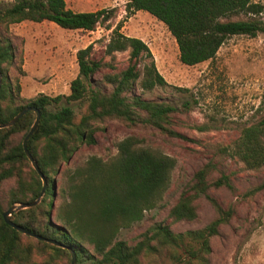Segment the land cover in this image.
I'll list each match as a JSON object with an SVG mask.
<instances>
[{"label":"trees","instance_id":"trees-1","mask_svg":"<svg viewBox=\"0 0 264 264\" xmlns=\"http://www.w3.org/2000/svg\"><path fill=\"white\" fill-rule=\"evenodd\" d=\"M123 9L124 18L143 10L160 21L174 39L179 62L185 65L212 59L231 35L254 36L264 32V18L258 17L264 7L255 0H126ZM114 16V6L72 10L64 0H11L0 6V26L4 28L24 20H45L63 29L91 31L95 25L107 23ZM119 25L117 22L111 28L104 53L111 55L127 50L128 63L123 68L101 73L100 79L94 80L93 74L104 63L91 58L92 44L88 43L75 52L77 73L68 83L67 94L40 93L27 102L18 99L22 51L8 35L0 33V123L24 107L38 110L37 124L25 146L46 180L39 201L12 212L9 219L26 231L69 246L75 255L74 264H140L142 259L160 254L173 264H207L209 240L230 216V208H222L207 190L220 186L233 189L226 174L219 172L211 177L213 164L210 162L193 172L190 190L179 194L167 212L172 221L193 219L196 216L194 200L203 195L214 211L207 223L174 232L158 221L140 232L133 244L115 239L119 229L139 221L145 210L157 205L174 165L172 157L139 146L134 136L121 138L111 159L90 155L81 165L69 169L63 199L55 212L58 222L50 218L54 195L52 177L60 162L79 145L95 142L93 133L98 122L115 118L128 126L153 127L168 137L181 136L170 126V116L176 109L173 105L142 98L135 92L136 84L141 90H150L164 85L165 81L156 70L145 42L121 33ZM140 57L148 61L138 70ZM83 97L86 109L77 121L73 120V111L68 105L49 109L62 98L68 103ZM261 102L264 103V93ZM33 119L34 112L26 111L12 125L0 128V264H58L32 260V247L47 248L69 260L66 249L23 234L4 223L1 217L9 205L31 201L39 193L40 179L21 147ZM263 135L264 114L241 128L231 153L249 168L261 166L264 164ZM8 181L12 185L4 190L3 185ZM258 185H264V175ZM26 240L30 242L26 244ZM85 243L91 245V250Z\"/></svg>","mask_w":264,"mask_h":264},{"label":"rangeland","instance_id":"rangeland-1","mask_svg":"<svg viewBox=\"0 0 264 264\" xmlns=\"http://www.w3.org/2000/svg\"><path fill=\"white\" fill-rule=\"evenodd\" d=\"M10 1L0 0V6ZM124 1L64 0L73 10L115 7V16L107 23L95 25L91 31L63 29L45 20H24L6 28L0 26V33L8 35L22 51L19 102H27L40 93L48 96L67 94L68 83L77 73L75 52L88 43L92 44L91 58L104 63L93 74L94 80L100 79L101 73L123 68L128 63L127 50L115 51L111 55L104 53L111 28L120 22L118 30L121 33L145 42L156 70L165 81L164 85L150 90H141L136 84L135 92L142 98L163 100L176 108L170 116V126L181 136L168 137L153 127L128 126L115 118L98 122L93 133L95 142L79 145L65 161L60 162L52 177L51 220L58 222L55 212L63 199L67 171L81 165L90 155L102 160L111 159L116 153V143L130 135L138 139L139 146L172 157L174 165L157 205L145 210L139 221L119 229L115 239L133 244L140 232L158 221L167 224L174 232L207 223L214 211L203 195L194 200L196 216L193 219L172 221L167 212L179 194L190 190L193 172L210 162L213 164L211 177L219 172L226 174L233 189L220 186L207 190L222 208H230L229 219L209 240L207 264H264V185H258L264 175V164L249 168L231 153L233 141L241 128L264 114V103L261 102L264 93V32H257L254 36L231 35L218 47L212 59L185 65L179 62L176 44L165 26L143 10L124 18ZM255 1L264 7V0ZM258 17L264 18V10ZM147 61L148 58H138L137 69L141 70ZM105 88L108 90L109 86ZM59 105L70 106L73 120L77 121L85 112L86 99L65 103L62 98L49 109ZM10 185L11 181L4 183L3 189ZM84 245L91 250L90 244ZM30 257L34 261L58 264H69L70 261V257L68 260L47 248L38 250L32 247ZM140 264L173 263L160 254L142 259Z\"/></svg>","mask_w":264,"mask_h":264},{"label":"water","instance_id":"water-1","mask_svg":"<svg viewBox=\"0 0 264 264\" xmlns=\"http://www.w3.org/2000/svg\"><path fill=\"white\" fill-rule=\"evenodd\" d=\"M26 111L34 112V119H33L32 123H31L29 129L27 130V132L25 133V135L23 136V138L21 140V147H22V150H23L26 158L28 159L31 167L33 168V170L35 171V173L39 177L40 182H41V186H40L39 193L36 196V198H34L33 200L28 201V202H20V203H14V204L9 205L2 212L1 217H2V220H3L4 223H6L11 228H13V229H15V230H17V231H19V232H21L23 234L29 235V236L34 237L36 239H40V240L46 241V242H48L50 244H53V245H56V246H59L61 248L66 249L68 254H69V257H70L69 264H74L75 255H74L73 250L69 246L60 244L57 241H54L52 239H47V238L41 237V236H39L37 234L31 233L29 231H26L22 227H20L19 225H17L16 223L12 222L9 219V215L12 212H14V211H16L18 209L26 208V207H29V206H32V205L36 204L39 201V199L41 198V196H42V194L44 192V189H45V185H46V180H45L43 174L39 171L35 161L31 158V156L29 155V153H28V151L26 149V146H25L26 139L28 138L29 134L32 132V130L35 128V126L37 124V121H38V118H39L38 110L36 108L32 107V106L24 107V108L20 109L18 112H16L9 120H7V121H5L3 123H0V128L12 125L18 119V117H20Z\"/></svg>","mask_w":264,"mask_h":264},{"label":"crops","instance_id":"crops-1","mask_svg":"<svg viewBox=\"0 0 264 264\" xmlns=\"http://www.w3.org/2000/svg\"><path fill=\"white\" fill-rule=\"evenodd\" d=\"M125 1H126V0H125ZM125 1H124V2H125ZM65 5H66V4H65ZM66 7H67V6H66ZM68 8H69V7H68ZM72 10H73V9H72ZM137 11H139V10H137Z\"/></svg>","mask_w":264,"mask_h":264}]
</instances>
